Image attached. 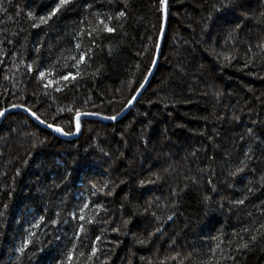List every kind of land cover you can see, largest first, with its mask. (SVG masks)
Instances as JSON below:
<instances>
[{"label":"trees","instance_id":"trees-1","mask_svg":"<svg viewBox=\"0 0 264 264\" xmlns=\"http://www.w3.org/2000/svg\"><path fill=\"white\" fill-rule=\"evenodd\" d=\"M56 2L0 0V110L23 105L75 132L74 111L61 109L126 108L151 70L164 14L160 0H74L33 27ZM217 3L169 0L157 69L120 120L82 119L66 139L23 111L3 118L0 264H56L72 243L78 264H264V0H238L224 14ZM94 13L114 17L115 31L81 38ZM78 41L92 48L81 77L45 88L56 72L75 74L65 65ZM37 64L53 66L47 79ZM84 203L92 223L73 219ZM28 230L37 235L21 253Z\"/></svg>","mask_w":264,"mask_h":264},{"label":"snow or ice","instance_id":"snow-or-ice-1","mask_svg":"<svg viewBox=\"0 0 264 264\" xmlns=\"http://www.w3.org/2000/svg\"><path fill=\"white\" fill-rule=\"evenodd\" d=\"M74 0H57V2L55 3V7H53L51 9V11L46 15V16H40L39 17V23H34L33 27H39L40 25H46L48 24V22L50 20H52L53 17L57 16L58 13H60L62 10H67L72 4H73ZM161 6H162V10L166 11V5H167V0H160ZM238 5V0H218V3L214 6V11L217 13H227L229 10H234L235 8H237ZM96 17V24L94 26H92L90 28V30H81V32L78 34L81 38L83 37V35H88L89 37L94 36L95 34H102V33H112L115 31V29L113 27L110 26V22L114 19V17L110 16V15H106V14H100V13H94L93 14ZM125 16V12L124 11H120L117 14L116 18L119 17H123ZM29 17L31 19H35V17H32V14L29 13ZM212 17L209 16V19H211ZM223 19V15L221 17ZM240 28V25L237 24L235 26V29L233 31H236ZM229 39H231V34H229ZM93 44H95V40L92 41ZM157 47H159L157 45ZM70 51H74L75 54H72L68 57V59H70L72 61L71 65H65V67H70L71 69H75V74L73 75L71 71L67 72V73H63V72H56L55 73V77L52 79H47V75L46 74H51V69H52V65H48L46 67H42L41 65L37 64L36 65V70L38 72V79L40 80H44L47 79V83H45L43 86L45 88L49 87L50 85L53 84H57L59 85L61 82H67L64 83V87H67L68 83H71L72 81H75L78 77H81L82 72H83V68L82 65L84 67L87 66V61L91 59V54H92V48H87L86 50L83 48V45L81 42H77L75 45V49L74 50H70ZM217 55H223V59L225 61H228L229 63L231 62V60L233 59V57L231 56V54H217ZM155 65V60L153 61V66ZM29 71H32V65L28 66ZM141 88H143V85L140 86ZM62 88L57 86L55 88V91L59 92L61 91ZM133 100H135V96L132 98ZM129 103H131V101H129ZM12 107H23V105H12ZM68 111V112H73L74 111V122H75V132L72 131H65L64 128L53 124V123H48L46 122L44 119L41 118L40 115L37 114V112L32 111L30 108H25V111L28 112L37 122H39L40 124H44L47 128L51 129L54 133L60 134L62 136H71L74 134H78L81 130V117L82 116H90V115H95V116H99V113H89V112H82L79 109H73L71 107L67 108V109H61V111ZM5 112H7V109L4 110H0V117H3L5 115ZM104 119H109V120H115L117 119L116 115H112V116H106L103 117ZM55 119V118H54ZM251 131V130H249ZM244 168H238L236 170L235 173H230V175H236L239 172H243ZM264 179V178H262ZM92 187L95 189L96 185L93 184ZM104 188H107V184L104 185L103 188L97 189V191L99 192H103ZM253 191L252 188H248V192L251 193ZM108 195H111V192L107 193ZM93 195H96V192H93ZM235 204L237 205H243L245 203V199H238L236 201H234ZM5 207H7L5 205ZM89 207L88 203H84L83 207L80 209L81 215H79L78 217L76 216L75 213L72 214L73 219H78L79 221H86V223H92V219H87L85 215H83V212L85 209H87ZM99 207V206H97ZM172 216L168 217V220H171ZM45 221V217L44 216H40L39 220L34 222L31 225L32 229H40L41 225L44 223ZM50 223L52 225H55L57 223L56 220H51ZM114 231H118V229H114ZM157 231H160V229H157ZM247 231V230H245ZM86 233V229H85V225L84 223H80L78 228L75 230V238L79 239L81 234ZM37 233L35 231H31L28 230V234L25 237L22 246L18 249L19 252L24 253L26 249L29 248V246L33 243V238L36 237ZM149 235H154V233H150ZM55 241H60L61 237L59 235L55 236ZM100 237L97 236L96 237V241H99ZM251 240L253 242H255L256 237L252 236ZM51 243V241H50ZM141 243H144V241H141ZM217 247H219V245H217ZM241 248H247L248 244L244 243L242 245H240ZM41 251H43V249H41ZM98 251V248L95 246V244H93L92 248H91V253L88 256V260H92L93 257H95L96 253ZM76 253H77V244L76 243H72V247L71 248H65L61 258L59 260H57L56 264H78V261L76 259ZM80 256H83L84 253L80 252L79 253ZM172 259H175V257H172ZM163 264V262H162Z\"/></svg>","mask_w":264,"mask_h":264},{"label":"water","instance_id":"water-1","mask_svg":"<svg viewBox=\"0 0 264 264\" xmlns=\"http://www.w3.org/2000/svg\"><path fill=\"white\" fill-rule=\"evenodd\" d=\"M168 2H169V0H167L166 11H163L164 21H163V27H162V31H161V34H160V37H159V41H158V46L159 47H157L156 54H155V57H154L155 65L153 66V64H152L151 70H150V72H149V74H148L145 82L143 83V88L140 87V89L134 95L135 96V100L131 99V103H128V105L126 106V108L119 115H117V119H115V120L104 119L103 117H106V116H102V115H99V116H95V115L82 116L81 117V120L82 119L89 118V119H97V120L110 121V122L118 121L122 117H124L130 111V109L133 107V105L137 102V100L139 99V97L142 95V93L145 91V89L149 85V83H150V81H151V79H152V77H153V75H154V73H155V71L157 69L159 60H160V55H161L162 46H163V40H164V36H165L166 28H167V21H168V17H167V6H168ZM25 108L26 107H10V108H7V112H5V115L3 117H0V124H1V122L3 120V118L7 114H9V113H11L13 111H23L24 113H26L27 115H29L32 119H34L28 112L25 111ZM37 123L40 124L39 122H37ZM40 125L43 126L46 129H48V130H51V129L47 128L44 124H40ZM80 133H81V130H80V132L78 134H74V135H71V136H62V135L57 134V133H55V134L57 136H59V137H62V138L74 139V138L78 137L80 135Z\"/></svg>","mask_w":264,"mask_h":264}]
</instances>
